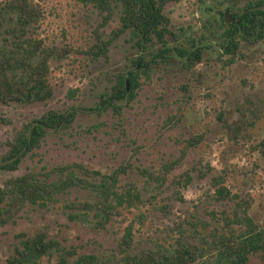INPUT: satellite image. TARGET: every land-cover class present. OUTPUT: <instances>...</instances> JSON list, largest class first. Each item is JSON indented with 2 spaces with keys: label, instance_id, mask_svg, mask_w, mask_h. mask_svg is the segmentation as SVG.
Instances as JSON below:
<instances>
[{
  "label": "rangeland",
  "instance_id": "374dc122",
  "mask_svg": "<svg viewBox=\"0 0 264 264\" xmlns=\"http://www.w3.org/2000/svg\"><path fill=\"white\" fill-rule=\"evenodd\" d=\"M34 1L44 16L32 34L48 46L74 51L50 61L52 97L31 104L0 102V115L11 119L0 123V186L29 171L43 178L53 167L81 163L105 174L117 172V188L136 187L140 198L133 206H119L104 228L95 226L92 214L87 222L70 219L65 208L69 201L95 200L90 189L72 187L46 207L26 204L0 225V264H13L11 257L23 233L57 239L76 252L67 258L66 264H73L81 254L117 253L128 225L135 251L171 242L177 229L191 222L210 231L214 214L231 215L235 205L216 197V177L250 200L249 213L264 228V153L256 146L264 138V42L241 41L232 64L220 57L230 15L248 0L169 2L164 9L171 21L169 45L190 48L200 43L202 61L187 70L172 51L166 62L152 64L148 72L138 69L140 85L134 98L99 109L95 107L100 95L112 92L121 75L136 70L134 59H151L159 45L148 43L142 50L127 30L112 41L106 56H93L86 51L97 32L109 38L120 25L119 14L103 24L99 10L79 0ZM69 90H76L74 96ZM49 109H75L76 116L67 128L49 129L16 170L3 169L1 157L14 131ZM186 173L192 180L184 186ZM39 264L62 263L54 254ZM249 264H264V253L251 255Z\"/></svg>",
  "mask_w": 264,
  "mask_h": 264
},
{
  "label": "trees",
  "instance_id": "16d2710c",
  "mask_svg": "<svg viewBox=\"0 0 264 264\" xmlns=\"http://www.w3.org/2000/svg\"><path fill=\"white\" fill-rule=\"evenodd\" d=\"M91 4L103 15V24L119 14L120 25L112 31L109 38L97 32L93 45L86 51L93 56L107 55L113 40L127 30L131 38L142 50L148 43H157L158 49L149 60L142 56L133 60L136 70L121 75L112 92L102 93L101 106H115V100L132 99L136 95L138 69L148 72L152 64L166 62L175 51L183 60L182 66L193 70L202 61L204 47L193 43L192 47H171L167 39L172 34L169 29L170 17L165 13L169 2L179 0H79ZM264 1L248 0L244 7L230 15L223 30L222 51L226 65L235 62L241 41L249 44L264 42ZM43 10L34 0H0V102L10 104H31L52 97L53 88L49 83L51 60H62L72 51L68 46H48L44 40L33 35L43 18ZM225 17V14H223ZM33 33V34H32ZM76 90H69L74 96ZM76 110L61 112L49 109L38 117L25 122L14 131L7 141L8 149L1 157V167L16 170L22 158L41 145L49 129H63L71 126ZM11 119L0 115V123ZM257 148L264 153V138ZM168 167V165H167ZM168 169V168H167ZM55 174L51 180L49 178ZM192 180L186 173L184 186ZM215 195L219 200L230 199L235 202L232 214H214V226L210 231L199 228L191 222L181 226L173 240L167 244L134 250L132 225H128L122 236L119 251L109 256L94 253L81 254L73 264H249L250 256L264 253V228L249 213L250 200L240 198L224 183V178H214ZM118 173L105 174L91 170L81 163L60 165L45 172L44 177L36 171L7 179L0 186V225L11 221L26 205L46 207L58 201L59 195L72 187L90 189L96 193L92 201H69L65 204L70 219L87 222L90 214L95 226L104 228L116 214L119 206H133L140 194L136 187L128 186L124 191L117 188ZM19 245L11 257L13 264H39L45 256L58 255V261L66 264L67 258L76 252L68 249L60 241L48 238L44 233L34 236L21 234Z\"/></svg>",
  "mask_w": 264,
  "mask_h": 264
}]
</instances>
